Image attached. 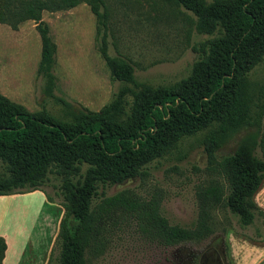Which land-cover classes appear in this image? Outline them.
Here are the masks:
<instances>
[{
  "label": "trees",
  "instance_id": "trees-1",
  "mask_svg": "<svg viewBox=\"0 0 264 264\" xmlns=\"http://www.w3.org/2000/svg\"><path fill=\"white\" fill-rule=\"evenodd\" d=\"M162 1L190 12L196 33L210 38L193 46L197 60L189 76L152 87L135 81L129 60L108 55L104 0H0V24L13 30L27 21L37 24V72L45 79L47 97L55 98L57 88L56 45L42 14L82 3L95 17V46L111 80L132 85L121 88L99 111L56 98L62 118L46 110L30 113L0 93V197L39 191L49 175L60 183L64 214L55 243L58 256L53 250L48 264H86L87 251L98 255L108 232L129 224L158 246L203 251L214 233L212 210L221 205L243 229L259 222L258 237L248 238L264 240V213L252 200L264 179V89L255 91L247 77L264 60V0ZM245 128L250 132L234 152L218 159L226 139ZM203 131L208 168L227 182L228 194L215 184L201 189L197 219L190 227L170 224L156 195L146 199L123 189L94 203L99 186L144 178L151 163ZM5 251L0 238V264Z\"/></svg>",
  "mask_w": 264,
  "mask_h": 264
},
{
  "label": "rangeland",
  "instance_id": "rangeland-1",
  "mask_svg": "<svg viewBox=\"0 0 264 264\" xmlns=\"http://www.w3.org/2000/svg\"><path fill=\"white\" fill-rule=\"evenodd\" d=\"M104 2L109 14L108 55L129 60L137 83L170 86L189 76L197 60L193 46L210 38L196 33L195 18L190 12L162 0ZM42 21L48 25L49 35L56 45L55 98L46 96L45 79L37 72L41 40L33 21L25 22L16 30L0 24L2 95L30 113L46 110L53 117L62 118L63 107L56 98L76 107L99 111L121 88L132 87L111 80L110 71L95 46L96 21L87 4L66 11H44ZM247 77L255 91L264 89V60ZM249 132L250 129L245 128L230 135L218 149L217 158L232 154ZM205 134L203 131L180 142L163 158L151 163L142 179L123 185L99 186L94 203L123 189H130L146 199L156 195L161 199L162 214L170 224L190 227L197 219V193L201 189L215 184L223 189L225 196L228 194L227 182L208 168L202 145ZM2 172L0 162V174ZM59 184L55 176L49 175L39 191L14 197L11 205L0 209V227L12 239L13 250L18 252L21 264H27L28 257L40 254L42 249L38 244L44 247L50 242V229L53 225L55 229V219L58 213H63L59 205ZM48 202L57 203L59 211ZM212 216L214 233L203 251L190 246H158L145 240L135 225L129 224L122 230L108 232L106 246L98 255L92 256L87 251L86 264H198L193 263V259H199L211 243L221 246V257L228 264L226 237L229 233L252 238L259 235V222L243 229L224 205L215 207ZM53 250L57 257L56 244Z\"/></svg>",
  "mask_w": 264,
  "mask_h": 264
},
{
  "label": "crops",
  "instance_id": "crops-1",
  "mask_svg": "<svg viewBox=\"0 0 264 264\" xmlns=\"http://www.w3.org/2000/svg\"><path fill=\"white\" fill-rule=\"evenodd\" d=\"M264 151V147H263ZM25 195V194H24ZM23 196V194H14L9 196H1L0 197V209L4 208V206L11 205L15 200L14 197ZM252 200L254 204L264 213V179L261 181V184L257 191L254 193ZM50 205H54L56 211L59 210V205L57 203L48 202ZM63 213H58L55 219V229L54 225L50 229V242L47 245L38 244V248L42 249L40 254L34 255L32 258L28 257L26 260L27 264H48L49 258L53 251V247L55 245L59 225L61 219L63 217ZM264 223V219H263ZM17 235V233H13ZM25 237V236H24ZM0 238H3L6 244V251L4 255V259L2 264H21L20 259L18 257V252L13 250V242L12 239L5 233V230L0 227ZM226 246H227V259L228 264H264V240L263 241H254L247 236L237 233H229L226 237ZM30 240V239H29ZM31 241V240H30ZM32 245V244H31ZM29 246V244H28ZM30 247V246H29ZM32 249V247H30Z\"/></svg>",
  "mask_w": 264,
  "mask_h": 264
},
{
  "label": "flooded vegetation",
  "instance_id": "flooded-vegetation-1",
  "mask_svg": "<svg viewBox=\"0 0 264 264\" xmlns=\"http://www.w3.org/2000/svg\"><path fill=\"white\" fill-rule=\"evenodd\" d=\"M196 262L198 264H225L221 257V246L211 243L199 259H193V263Z\"/></svg>",
  "mask_w": 264,
  "mask_h": 264
}]
</instances>
